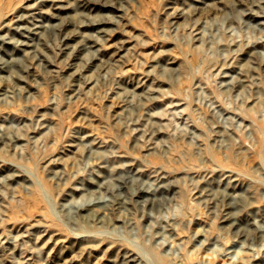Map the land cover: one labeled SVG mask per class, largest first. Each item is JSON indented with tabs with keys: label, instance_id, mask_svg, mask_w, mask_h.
Segmentation results:
<instances>
[{
	"label": "rangeland",
	"instance_id": "374dc122",
	"mask_svg": "<svg viewBox=\"0 0 264 264\" xmlns=\"http://www.w3.org/2000/svg\"><path fill=\"white\" fill-rule=\"evenodd\" d=\"M2 1L0 17L20 11L26 2L12 0L4 8ZM64 2L76 7L75 22L62 27L55 21L59 28L37 40L39 56L22 59L24 68L18 66L15 73L5 75L8 98L0 101V122L7 121L8 133L5 139L0 136V164L6 169L0 172V236L15 239L19 230L37 223L72 236L59 213L65 197L96 179L100 164L121 168L127 162L119 156H124L147 169L151 178L141 185L151 186L156 171L166 173L170 191L162 207L146 212L132 209L131 222L121 230L136 233L128 239L146 248L153 264L156 260L157 264H264V234L261 240L253 232L255 242H245L223 227L224 206L214 207L198 197V188L224 167L241 173L259 200L257 206H262L258 208H264V0ZM41 9L49 14L56 11L51 5ZM179 12L184 14L174 20ZM93 23L106 26L108 34L101 37L94 32ZM196 25L204 27V41H195ZM89 38L99 40L94 53L78 58V52L67 48ZM0 50L2 57L5 49ZM172 61L178 64L174 72L167 68ZM224 75L232 89L225 88ZM89 81L94 85L89 86ZM136 83L143 92L129 91ZM159 85L163 93L149 95L148 89ZM126 106L129 111H123ZM149 116L160 122L152 123ZM154 129L161 136L155 138ZM78 132L105 141L100 155L77 141ZM222 138L228 139L227 149L219 147ZM150 146L156 149L149 150ZM53 170L60 176L56 178ZM12 172L41 182L45 198L37 195L32 182L12 184ZM49 207L54 212L49 213ZM257 215L244 212L239 220L245 225L256 217L264 229L263 213ZM121 231L118 235H123ZM32 236L27 243L18 240L17 257L1 253L0 262L23 264L35 242ZM50 256L26 264H55ZM146 259L140 264L151 263Z\"/></svg>",
	"mask_w": 264,
	"mask_h": 264
},
{
	"label": "bare ground",
	"instance_id": "6f19581e",
	"mask_svg": "<svg viewBox=\"0 0 264 264\" xmlns=\"http://www.w3.org/2000/svg\"><path fill=\"white\" fill-rule=\"evenodd\" d=\"M5 1L6 3L3 4L4 8L6 4H9L10 2H12V0H9V1L5 0ZM25 1L26 2L25 4L23 3L24 6H22L20 11H15L11 14L7 13L5 14V16L3 14L2 17H0V49L2 50L5 49L4 52L2 53V57H0V101L1 100L4 101L3 99L8 98V91L4 88L5 85H3V83L6 82L5 75L6 74L10 75L12 73H15L18 70V66H21L20 67L21 69L24 68L23 63L21 62L22 59L26 60L27 57L28 58L34 57L36 59V57L39 56L38 55L39 48H38L37 40H39L41 37H43L45 34L49 33L50 31L56 30V27L59 28L58 26L59 21L61 22L62 27L69 26L71 23L75 22L74 21L75 18L73 14L77 13V9L76 7H73L70 4H66L64 0H36L37 3L34 2V4L29 3V0H25ZM45 5L53 6V8L56 11L54 13H52L53 12L52 11L51 12L52 14L43 12L41 7ZM3 10L4 9H0V15ZM183 14H184L183 12H179L176 15V17L173 19L177 20L179 17H182ZM65 19L66 20L68 19V21L65 22ZM55 21H58V23L56 24ZM108 24L109 23H106V25ZM93 26H94L93 27L94 32L96 31V33L101 34V37L102 35L108 34L109 30L106 28V26L104 27L103 25L96 24V23H93ZM203 28L199 27L198 25L195 26V29H194L195 41L201 42L203 40V34H202ZM17 35L19 39L15 40L13 37H16ZM89 40H90L89 42L88 41L82 42L73 47L70 45L69 46L67 45V48L68 49L72 48L73 50L78 52L79 54L78 53L76 54L78 58H80L82 54L86 52L87 53L93 52V50L99 44L98 43L99 40L98 42L91 41V38H89ZM126 50L128 49L126 48ZM97 51L98 50H96V52ZM122 56L124 55H121L120 57ZM110 57H112V54ZM93 58H94V61L98 60L96 59V56ZM176 65L178 64L175 61H172L167 64V68H169L171 72H174L176 70L175 69ZM75 72H78V70L74 71L72 76L76 75ZM223 78H224L223 81L225 82L224 83L225 88L227 89L231 87L233 88L230 78L227 75H224ZM92 83L93 82L89 81L88 82L89 86H92ZM238 83L242 84L243 81L240 79ZM126 90H129V89H126ZM142 90L144 89H142L141 84L138 83L136 86H133L132 89H130L129 91L132 93H139ZM148 90H149V95H156V94L163 93L162 87L160 85L155 88L150 87ZM7 101H9V99ZM128 107L129 106H126V108L124 107L123 111H127ZM148 119L154 124H158V122H160L159 119H157V117L154 118L153 116L152 117L149 116L147 120ZM2 120L0 122V136L3 139H5L8 133L6 132L8 130L6 126L7 121H4V120L2 121ZM41 126H43L42 127V131H43V129H45V126L44 125H41ZM153 136L157 138L161 135L159 131L155 130L153 131ZM76 139L81 144L87 143L89 147L88 151H90V153H93L95 155H100V153L103 151V148L105 147V141L97 140L92 135L78 132ZM136 141H137V138H136ZM227 141L228 139H225V138H222L221 140H219V147L223 149L225 148L227 149V146H226ZM155 149H156L155 146H150L149 148V150H155ZM119 158H120V161H123V162L125 161V163L126 162L127 163L124 164L121 168L113 167V165H110V164L106 165V163L100 164L98 167L99 169L96 174V179L92 178L93 181H89L88 184H85L82 187H75L74 189H72V191L69 192V194H67V196L65 197L64 203L60 205L59 213L63 215L64 217L63 220H65V222L70 227L72 236L70 235H69L70 237L63 236L59 231L52 230L51 228L47 227V225L45 226L41 223L40 225H38L37 223V226H32V227L30 226V228L25 227L19 230L18 233H16L17 236L15 235L16 240L12 239L11 236L10 238L8 237L3 238L1 234L0 254L8 253L10 257L12 256L14 258V256L19 252L18 251L19 249L17 250L18 240H20L21 242H24L27 238H29V236L33 235L34 237L33 236L32 237L35 238V242L31 244L32 246L30 248V252L26 251L27 253H30V254L27 255V257L23 259V262H22L23 264L28 263L33 258H38L40 259L41 262H43L44 255L46 254L52 255L50 257H52L53 262L55 264H82L83 262L87 264H99L103 261L105 262V264H140V262H142L143 258L145 257L148 259H151V263H152L153 260H152V257H150L149 251L146 248H144L142 245H140L139 243L135 241H131L130 240L131 238L128 239L129 236H133V235L135 238L136 233H132V232L129 233L127 230H125V232L121 230L124 227L123 225L125 223L131 222L132 209H140L141 211L146 212V211H152L155 209L159 210L162 207L163 197L167 195V192L169 190L168 186L165 185L167 182L166 173L156 171L157 175L155 174L156 176H154L155 180L153 181L151 180L152 181L151 186H145V184L141 185L140 183H142L144 180L146 179L150 180L151 178V176L148 175L147 173V169L146 168L144 169V167L141 166L142 164L140 165L133 161H127V158L124 156H119ZM229 161L234 163L235 157L231 155L229 157ZM219 169H220L219 170L220 174L217 177H215L212 180L210 179L209 181L206 180L207 182H205V185H203L200 188V190L198 188V194H199L198 197H200L204 201L208 200L210 204L214 205V207L219 204H221L222 207L224 206L226 213L223 215V219H221L223 220V224H224L223 227L233 230L234 233H236V235L240 239L244 240L245 242L254 243L255 234L254 236H252L251 233L255 232V233H258V235L260 234L259 239H261L262 235L264 234V229L257 224V220L255 219L256 217L252 218V220L245 225H243L240 222L239 217H240V214L244 212L247 213L248 211L250 213V216L257 215L258 212H262L263 213L262 220L264 222V208L261 210L258 208V207L261 208L262 206H257V203L259 202V200L257 199L255 193L251 191L252 189V188L250 189L251 185L245 183L241 179L242 175L240 172H238L237 170L227 169L224 167H220ZM5 171L6 169L4 168V166L0 164V172H5ZM17 173L18 174H16L15 172L14 174V172H12V175L9 178L12 181V184H13V181H16L18 183V180L19 182L21 180L24 183L32 182V184L35 187V191L37 195L40 194L41 196H43L44 193L47 194V191H45V189L42 186L43 184H41V182L31 181L29 177H23L21 176V174L19 175V172ZM53 173H55L56 178L59 177L61 174L58 171H54ZM149 180L148 182H150ZM12 190H14V188ZM261 196H262V199L264 200V193H262ZM42 198L44 199L45 197L43 196ZM53 209L54 208L49 207V210H48L49 213H52V211L54 212ZM114 214L116 215V220L113 217ZM33 229H36L34 233H33ZM119 230L122 232L123 235H118ZM12 231H14L13 228L9 230L8 233H11ZM126 241L130 242V244L132 245L130 246L124 245V242ZM22 253H20V255ZM1 259L3 260V257L0 258V261H2ZM148 259H146L145 262H147ZM41 262L37 264H43ZM156 262L154 261V264H157ZM0 263L2 264V262Z\"/></svg>",
	"mask_w": 264,
	"mask_h": 264
}]
</instances>
